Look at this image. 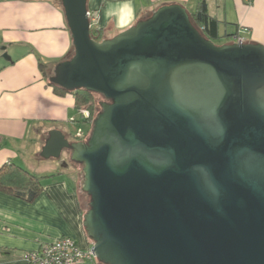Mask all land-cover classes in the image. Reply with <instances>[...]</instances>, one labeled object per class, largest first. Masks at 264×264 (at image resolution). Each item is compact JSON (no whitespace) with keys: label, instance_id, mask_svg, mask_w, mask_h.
Here are the masks:
<instances>
[{"label":"water","instance_id":"obj_1","mask_svg":"<svg viewBox=\"0 0 264 264\" xmlns=\"http://www.w3.org/2000/svg\"><path fill=\"white\" fill-rule=\"evenodd\" d=\"M73 52L48 81L100 94L81 166L82 215L103 264H264V45L216 44L179 3L100 41L87 0H60Z\"/></svg>","mask_w":264,"mask_h":264},{"label":"crops","instance_id":"obj_2","mask_svg":"<svg viewBox=\"0 0 264 264\" xmlns=\"http://www.w3.org/2000/svg\"><path fill=\"white\" fill-rule=\"evenodd\" d=\"M200 1L87 0V9L98 13L94 28L108 38L161 4L179 3L192 13ZM203 1L218 21L221 38L233 41L238 33L245 42L264 45V0ZM71 52L70 33L57 0H0V166L19 165L42 177L43 186L31 202L0 191V264H29L23 257L26 251L61 236L73 238L82 249L92 244L82 226L81 170L72 180L66 163L61 164L65 172L40 160L49 130L60 129L74 140L90 130L73 95L54 92L39 66L44 62L46 72L52 73ZM79 131L83 136H77ZM74 264L99 263L93 259Z\"/></svg>","mask_w":264,"mask_h":264},{"label":"trees","instance_id":"obj_3","mask_svg":"<svg viewBox=\"0 0 264 264\" xmlns=\"http://www.w3.org/2000/svg\"><path fill=\"white\" fill-rule=\"evenodd\" d=\"M57 4L61 6L60 0L59 1L57 0ZM189 16H190V20L192 24L201 32V34H203V36H205L206 38L212 40L213 42L217 44H221V43H218L217 41L220 38L219 33H218V21L214 17L208 14L206 4L203 0H201L198 3L194 12L189 13ZM139 19H142V18H139ZM91 37L97 41H100L105 38L102 30L96 29V28L91 29ZM71 55H72V52L69 53L63 59H66L70 57ZM39 66L43 73V77L46 79L47 85L51 86L54 92L60 93V94L62 93L72 94L75 99V107L78 109L80 114H81V110L89 111L88 118H85L83 116L82 117L84 121L89 123L90 130H91L92 121L96 116L95 114L96 101L93 96L94 94H97V93L88 91L83 88H78L73 91H67L60 87H57L48 81V78L49 76H51L52 73L46 72V70L48 69L47 65L44 62L39 61ZM41 179L42 177L36 176L32 174L31 172H29L28 170L24 169L23 167L16 165L14 163H5L0 166V191L9 193L27 202L33 201L34 198L42 191L43 186H42ZM61 237H69V236H61ZM71 239L75 242L76 245L79 246V244L73 238ZM28 251H31V250H28ZM98 263L103 264L100 262Z\"/></svg>","mask_w":264,"mask_h":264},{"label":"built area","instance_id":"obj_4","mask_svg":"<svg viewBox=\"0 0 264 264\" xmlns=\"http://www.w3.org/2000/svg\"><path fill=\"white\" fill-rule=\"evenodd\" d=\"M251 1L244 0L246 3H250ZM87 16L90 29H93L98 21V13L96 11H88ZM233 42L243 43L245 41L242 35L237 33L233 36ZM81 115L88 118L89 111L81 110ZM81 135L82 132L79 131L77 136L81 137ZM90 248L91 246L86 249H81L71 238L59 237L52 242L41 245L36 250L25 252L23 257L29 264H74L83 260L95 259Z\"/></svg>","mask_w":264,"mask_h":264},{"label":"rangeland","instance_id":"obj_5","mask_svg":"<svg viewBox=\"0 0 264 264\" xmlns=\"http://www.w3.org/2000/svg\"><path fill=\"white\" fill-rule=\"evenodd\" d=\"M149 14L150 13L143 14L141 16V18L148 17ZM217 41H218V43H224V42H231L232 40H230V39L228 40V39H226L224 37L223 38L220 37L219 40H217ZM93 97H94V99L96 101L95 114H97L101 110L100 105H99V101L101 102V101H104L105 99L100 94H94ZM89 133H90V130L81 139L82 140H85L86 138H88ZM40 160H42L43 162H52V163H55L57 165L58 169H63L61 164H62V162H64L67 165V167H66L67 169L66 170L69 172V174L71 176V179L72 180H76L78 178V175H79V172H80L81 167L77 163L71 161V159H70V153H69V151L67 149H63L62 150L61 155H60L59 158H44V157L41 156L40 157ZM63 170L66 172L65 168ZM70 176H69V180H71L70 179ZM81 200H82V205H83L84 211H85L87 209V205H88V197H87V195L84 192L81 193Z\"/></svg>","mask_w":264,"mask_h":264},{"label":"flooded vegetation","instance_id":"obj_6","mask_svg":"<svg viewBox=\"0 0 264 264\" xmlns=\"http://www.w3.org/2000/svg\"><path fill=\"white\" fill-rule=\"evenodd\" d=\"M100 103V102H99ZM82 140V139H81Z\"/></svg>","mask_w":264,"mask_h":264}]
</instances>
